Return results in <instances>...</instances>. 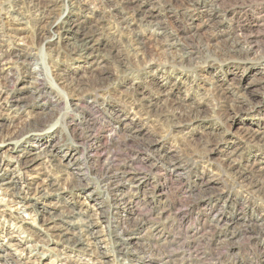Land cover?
Returning a JSON list of instances; mask_svg holds the SVG:
<instances>
[{"label":"rangeland","instance_id":"obj_1","mask_svg":"<svg viewBox=\"0 0 264 264\" xmlns=\"http://www.w3.org/2000/svg\"><path fill=\"white\" fill-rule=\"evenodd\" d=\"M83 1H87L91 5L98 2V0ZM205 1H211L216 5L215 11L221 15L217 25L209 26L204 23L205 12L203 10L209 11L211 6H203L201 2H198L199 4L190 3L188 0H181L180 3L179 0L174 1L178 2L177 7L170 11L160 12L163 8L161 10L158 8L154 15L147 19V21L168 22L167 27L181 39H186L190 50L197 43L210 44L209 50L208 48L203 49V46L200 45L202 46V48L200 47L201 52L197 51L199 53L197 54L198 60L192 67L168 64V57L162 53L164 50L158 46L156 35L153 34L155 32L153 25H145L142 27L143 29L141 28L142 30H139L145 48L142 62L130 63L126 66V70L123 67L120 72H116L111 63L101 62L102 58L100 57L93 59L90 56L87 60L80 61L71 60V58L63 59L64 47L70 42L66 39L71 34L69 32H60L59 36L54 35V37L51 34L47 35L53 37V42L48 45L39 42L31 46L25 39L17 41V39H8L6 36H2L3 39L0 37L1 41H4L2 44L0 43L1 46H4L2 50L5 47H10L29 52L31 55L29 58L31 64L28 67L16 64L3 66L6 58L2 56L3 52L0 50V68L4 67L3 69H5L13 66L11 74H14V77L8 82H1L3 85L1 87L6 88L7 95L14 96L15 99L22 98L24 102L28 100L30 102V98L38 96L31 95L30 82L33 81L25 77L24 74L33 71V69H39V61L41 56L43 57L41 51L46 54L45 63L50 69V76L60 89V92L56 89L52 90L49 82L41 77L40 101L32 102L33 107L28 109V112L25 111L26 113L0 109V126L5 125L2 129L0 128V131H6V126H15L16 124L19 126L23 121L40 119L43 116L42 110L44 113L48 112L49 105L58 103L51 115L45 116L46 118L41 117L44 119L43 121L46 120V123L42 122L40 132H31L38 134L39 137L45 133L55 136L44 150L48 155H52L54 164L59 166V163L66 162L60 161V159L69 148L75 149L77 155L81 154L82 149L73 137L84 136L85 128L91 126L92 131L96 132L98 137V144L102 145L103 155L100 157L99 163H95L96 167L92 168V172L88 176L90 179L104 175L106 167L103 165L104 159L108 155L111 156L109 153L112 151H117V155L111 161V169H115V166L132 158L133 169L141 176H146L147 184L142 186L137 195L139 201L142 202L138 205V208L141 209L131 215L130 227L133 226L131 223L134 224L135 219L149 210L152 218H159L160 234L152 237L148 235L146 226L138 228L136 237L127 246L130 251L136 253V256L142 257L144 250L147 251L144 253L150 255H157L166 250L173 255L169 264H264V193L258 195L250 188L252 184L264 186V142L246 137V134L251 131L264 129V33H262L264 32V23H262L263 26L260 25L264 16L257 13V9L264 6V0ZM5 8L10 10L7 5ZM68 17L77 23L81 22L84 32L91 30L95 26L96 20H102L100 14H96L94 17L87 15L84 18L76 10L72 11ZM114 21L115 19L104 18L100 22L104 28L100 32L98 31L93 39L95 47L110 52L115 51V48L121 50L123 41L126 42L131 38L130 35L120 37L113 27ZM8 22L16 23V20L9 19ZM191 27H195V29L193 30ZM255 30L260 31L258 33ZM249 31L258 34L255 35L258 40L256 54L239 58L231 54L216 57L210 52L221 48L228 40L232 41L237 37V34H248ZM205 50L210 53L205 54ZM58 53L60 54L59 58ZM98 61L101 63L97 65ZM14 68H18V70H14ZM73 81L104 87V91L100 93L101 95L93 108L92 105L85 106L79 103V99L68 91L66 85ZM219 86L228 93H234L236 88L240 93L247 92L245 90L248 88L250 92L248 91L247 101H243L239 110L225 112L224 108L219 107L222 101L219 96ZM164 110L176 112L179 110V113L185 114L182 118V126L178 130L154 121V115ZM129 124H131L130 129H128ZM136 126L142 129L138 140H134L135 146L131 147L134 145L133 141L127 143L122 136H124L123 132L125 134L131 132L136 129ZM26 135L23 134L16 140L17 145L14 150L15 141L6 144L8 146L5 148L4 146L0 148V152L2 151L0 158L4 159L1 170L14 169L23 181L27 175H19V172L23 173V171L16 165L17 156L15 155L19 154V148L25 145L24 143L30 136ZM53 144H57V148H52ZM36 145L39 144L36 143ZM10 147L13 151H6ZM168 151L181 157V165L185 171L183 175L177 176V173L169 172V167L163 163L160 157ZM92 159L95 158L92 157ZM230 161H234V163L230 164ZM152 164L155 165L152 166ZM43 172L40 170L32 175L36 176L35 180L40 182L44 178ZM75 172L78 171L72 169L62 174V178L65 179L64 182L62 181L64 183L62 199L60 201L46 200L45 208L50 210L53 205H56L65 212H76L77 210V212L80 211L82 219H89L90 215L95 212V214H104L105 210L102 209L108 207L107 196L103 190L94 183L84 189L75 187L76 183L73 179L76 177ZM206 180H211L212 184L209 183L206 186L207 189L201 192L199 184ZM90 192L95 193L96 199L91 200L90 196H86ZM154 192L155 195L159 192H162L163 195L154 197ZM10 200L12 199L6 193L0 191V246H3L4 250L8 252L14 253L15 261L21 254L22 260L19 261V264L29 262L27 259L31 255H38L29 259L34 264H90L91 257L77 252L71 247H64L58 237L45 230L41 220L36 218L32 209V206L36 210L41 209L37 197L30 196L24 204V209L21 208L22 204H19L21 199L14 203H7ZM97 203L98 205L105 204L99 208ZM164 208L167 210L162 212ZM97 209L100 212H97ZM217 212H219L218 216L213 220L212 216ZM235 218H239L240 223H234L227 229L229 233L232 230L237 231L235 240H230L234 247L235 254L233 255L228 251L229 247L222 244V238L227 231L224 220H234ZM21 221L22 223H20ZM108 228V224L105 222L94 230L105 233L109 230ZM22 229L26 231H22ZM12 236L18 237V240L13 242L21 241L22 247L9 248L8 239ZM196 236H201L198 244L196 243L197 245L193 248H187L188 241ZM166 240H171V242L169 241L166 245L164 243ZM177 240H179V244L173 245V242ZM168 244L172 246L169 247ZM141 250L142 254H140ZM30 252L32 253L29 254ZM203 254H208L211 257H208L207 261L198 260ZM182 255L183 257H181ZM112 259V257H107L104 260L107 261V264H117L112 262Z\"/></svg>","mask_w":264,"mask_h":264},{"label":"bare ground","instance_id":"obj_2","mask_svg":"<svg viewBox=\"0 0 264 264\" xmlns=\"http://www.w3.org/2000/svg\"><path fill=\"white\" fill-rule=\"evenodd\" d=\"M174 1L176 0H98L97 3H92L91 5L87 1H83V0H0V32H1L0 37L2 38V36H6L8 37V39H17V41L25 39L29 41L28 45L31 46H34V44L39 42H43L45 45H48L53 42L52 39L54 35H58L60 34V32H65V33L69 32V34L70 33L71 34L68 35L66 39L70 40V42H68L67 44L65 43L66 46L64 47V51H63V59L71 58V60L75 59V61H80V60H87L88 58H90V56L93 59L100 57L102 58L101 62L111 63L112 67L116 70V72H120L123 67L126 70L127 69L126 66L130 63L136 64L138 62H142V57H143L142 55L145 52L144 51L145 48L143 46L142 43L143 38H141V33L139 30L145 25H149V26L153 25L155 30L153 34L156 35L155 39L158 43V46L164 50L162 51V53L167 55L168 64L179 67L183 65L187 67H192L193 65H196V62L198 60L197 54H199L197 51L201 52L200 47L202 48L203 46V49L208 48L209 50L210 44L209 45L204 44L203 42L199 44L197 43L198 46L194 45V47H192L190 50L188 48L189 45L185 41L186 39L185 40L181 39L177 34H175L173 30H170L167 27L168 22L158 21V20L147 21L148 18L154 15V13L156 12V10H158V8H160V10L161 8H163V10L160 11L162 12L165 10L170 11L174 7H177L178 2L176 3ZM180 2L181 0H179V3ZM188 2L190 3L194 2L196 4H199L198 2H201L203 6H208V5L209 7L211 6L209 11L206 12L204 11L205 9L203 10V12H205L203 16L205 18V22H204L205 24H208L209 26L211 25L214 26L220 22L221 15L216 13L215 11L216 5L211 1L207 2L205 0H188ZM6 5L7 8H9L10 10H7L5 8ZM74 10H76V12H78V14L83 16L84 18L87 15L94 17L96 14H100L102 16L101 21H103L104 18L115 19V21L112 24H114L113 27L116 30V32L119 33V36L125 37L126 35H130L131 38H129V40L126 42L123 41L122 43L123 48L120 47L122 48L121 50L118 48H115V51L112 50L111 52L109 50L108 51L101 50L95 47V43H93V39L98 34V31L100 32V30L104 28L102 24H100L101 22L100 19L96 20V24L94 27H92L91 30H89L88 32H84L81 22L77 23V21H74L70 19V17H68L69 14ZM257 13L258 15L261 13V16H264V6L259 7L257 9ZM9 19L16 20V23L8 22ZM262 23H264V18H262L260 25H262ZM6 26H10V27H6ZM191 28H193V30L195 29V27H191ZM50 34L53 37L47 36ZM255 35L258 34L254 32L251 33V31H249L248 34H242V35L237 34V37L234 38L232 41L228 40V42H225L221 46V48H217L216 50L213 51L211 50L210 52H212V54L215 55L216 57L223 56L225 54H231L239 58L249 57L250 55L256 54V43L258 40ZM1 38H0V43L2 44V42L4 41H1ZM221 41H219V43ZM2 48H4V46L0 45V50L1 52H3L2 56L6 58L5 61L3 62V66L6 65L10 66V64L11 65L16 64L22 67L30 66L31 63L29 58L31 55L29 52L14 48L11 49L10 47H5L4 50H2ZM41 52L43 53V57L41 56L40 61L38 60L39 69H33V71L24 74L25 77L33 81L30 82L31 95H35V96L38 95L35 98L32 99L30 98V102H28L29 100L27 102H24L22 98L15 99L14 96L6 94L5 91L6 88L1 87L3 86L1 85V82H8L14 77V74H11V70L13 69L12 68L13 66L7 67L5 69H3L4 67L2 69L0 68V109H2V111L5 110L10 112L13 111L25 112L28 109H31L33 107L32 102L39 100L41 97L39 95L41 93V87H40L41 86L40 82L42 81L41 77L46 82H49V84L52 86L51 88L52 90L56 89L60 92L58 85L54 83V79L50 76L51 75L49 71L50 69L49 67H47V63H45L46 54L43 51ZM208 52H206V50L204 51V53L205 54L207 53V55ZM58 54L57 56L59 58L60 54L59 55ZM101 62L98 61V63L96 64L98 65ZM14 70H18V68L17 69L14 68ZM60 81L62 82V80ZM73 82L68 83L66 85L68 91H70L73 95L76 96V98L79 99V103L84 104L85 106L92 105L93 108L94 104L97 103V100L101 95L100 93L104 91V87L100 85L90 86L88 83L84 82V84H82L80 83V81L79 83L77 81H76L77 83L75 82L73 83ZM253 89L255 90V88ZM219 90H220L219 96L220 99L222 100L220 103L221 105L219 107L224 108L223 110L225 112L227 110L230 111L239 110V107L242 106L243 101H247V96L249 95L248 93L250 92V90H248L247 88L245 90L247 92L240 93L239 91H237L236 88V91L234 93H228L225 92L224 89L220 88V86H219ZM52 102L54 101L52 100ZM57 104L58 103H52L51 105H49L47 109L48 112L44 113L42 110L41 114L43 116L41 117L46 118L45 116L49 114L51 115ZM13 106L14 108L12 109ZM178 111L177 112L171 110L160 111L154 115V121L160 122L161 124L166 125V127L168 128L178 130L182 126V121H183L182 118L183 116H185V114L179 113ZM221 113L222 111L220 112V114ZM16 115H14V118H16ZM41 117L40 119L38 118L31 119L28 120L27 122L25 121L22 122L20 120L22 123L19 126H16L17 124L15 126L11 125L12 127L6 126L5 127L7 128L6 131L4 132L0 131V148L1 146H4L5 148L8 146L6 144H11L13 141H15V146L13 147V150L16 148L17 139H19L23 134H27L26 136L30 135L27 138L26 142L24 143L25 145L19 148V154L15 155L17 156L16 165H18L20 170L23 171V173L19 172L20 173L19 175L21 176L22 174L27 175L24 181L18 177V175L16 174V170L14 169H9V170L4 169L2 171L1 166L4 159L2 160L0 158V191L6 193L12 199L10 200V202L7 203H11V202L14 203L18 199H21L19 204H22L21 208L24 209L25 208L24 204H26V201L30 196L33 195L34 197H37L38 200L40 201L39 205L41 204V209L36 210L33 206L32 209L36 218L41 220L43 226L45 227V230L48 232L49 231L52 232L55 237H58L60 241L63 243L64 247L66 248L71 247L77 250V252L79 251L84 255L91 257L90 264H107V261L104 260L107 257H112L113 258L112 262H116L117 264H169L170 259L173 258V255L172 253L170 254L169 252H166V250L161 251L163 253L160 252L157 255H150L148 253H144L147 252L144 250L143 251L144 255L142 257H139L136 256V253L130 251L129 248L127 247L131 242V240L136 237L138 228H142L146 226L145 229H147L148 235L152 237H156L160 234V225H159L160 223L158 222L159 218H152L149 214L150 212H148L149 210H147V212H143L138 219H135V222H133L134 224L131 223V225L133 226L130 227V222L132 220L131 215H133L136 210L141 209L138 208V205L141 202L139 201L140 199L137 197L138 191L142 189V186H144V184H147L146 176L145 175L141 176L139 172L133 169L134 163L132 161V158L125 161L123 164L118 163L120 165L115 166L116 167V168L114 167L115 169H111L110 167L112 163L111 161L117 155L116 154L117 151L116 152L112 151L111 153H109L111 156L108 155L104 159L103 165L106 166L105 167L106 173L104 172V175L100 177L96 176L97 177L96 179H90L88 176L92 172V168L96 167V164L99 163L100 157L103 155V151L101 150L102 145L98 144V139H97L98 137L96 135V132L92 131L91 126H87L84 130L85 131L84 136L82 135L81 137L76 135L73 137L75 139V142L82 149L81 154L77 155V151L75 149L69 148L67 151H65V153L61 156L62 158L60 159V161H66V162L64 164L59 163L58 166L54 164L52 160L53 159L52 155H48V153L44 152L47 145L55 138V136L50 133H45V135L40 137L38 136V134L37 135L32 134L35 132H40L42 122L46 121V120L43 121L44 119H41ZM191 117L196 118L195 116L192 115ZM87 124L89 125V123ZM130 125L131 124L128 125V129L131 128L129 127ZM4 126L5 125H2L0 126V128L2 129V127ZM141 129L142 128L136 126V129H134L131 132H127L126 133L127 135L125 134V132L122 131L124 133V136L122 137L124 138V140H126L125 142L127 143L133 141L132 144L134 145H131V147H133L135 146L134 140H138V135L140 134ZM246 137H251L254 138V140L264 142V129L251 131L250 133L246 134ZM181 138L183 139V137ZM36 143L39 145L37 146ZM29 146L31 148H28ZM57 146H58L57 144H53L52 148H57ZM13 150H11L10 147L6 151H13ZM125 150L130 152V150L127 149ZM173 154H171L170 151H168L165 152V154L161 155L160 158H162L163 163H166L167 166L169 167V172L177 173L176 174L177 176H181L184 174L183 172H185L183 171L184 167L181 165V157L175 156ZM92 157L95 159H92ZM229 163L232 164L234 163V161H230ZM115 164L117 163L115 162ZM154 165L155 164H152V166ZM72 169L78 171L75 172L76 177L73 178L74 182L76 183L75 187L84 189V188H88V186L91 185V183L92 184L94 183L97 187L103 190V192L107 196V207H108L107 209H102L105 210L104 214H100V213L95 214L96 213L95 212L90 215L89 219L87 218L82 219L80 217L81 213L79 210H78L79 212H77V210L76 212H72V211L65 212L63 211V209H61V207L59 206L56 207V205H53V207H51L52 209L50 210L45 208L46 205L44 203L46 200L55 199L60 201L62 199L61 195L64 186V183H62V181L64 182L65 180L62 178V174ZM40 170L44 171L43 172L44 178L40 182H38L35 180L36 176L32 174L34 172L37 173ZM209 183H211V180L202 181L199 184L200 191L203 192V190L207 189L206 186L209 185ZM263 187L264 186H262V184L261 185L252 184V187L250 188H252V192H256L259 195L264 193ZM94 194L95 193L90 192L87 193L86 196H90V199L94 200L96 199ZM153 194L154 197L155 196L160 197L163 195L162 192L156 193V195L154 192ZM103 204L105 203H101L100 205H98L97 203L96 205H98L97 207L100 208L101 206H103ZM166 210L167 209L164 208L162 212H165ZM98 211L99 209H97V212ZM218 213L219 212L215 213L212 216V219L214 218L213 220L216 219ZM224 221H225L224 226L227 227V228L225 227L227 230L228 226L234 223L238 224L237 222H239V218H235L234 220L225 219ZM105 222L106 224H108L109 227L108 231L104 233L99 230L98 231L94 230L95 228H98L101 225H103ZM20 223H22V221ZM22 231H26V230L22 229ZM236 232L237 231L232 230L229 233V231L227 230L222 238L223 239L222 244L229 247L228 251L231 252L233 255L235 254L233 252L234 247L232 245L233 243L230 240L234 239L237 236ZM200 238L201 236L193 237L190 241H188L187 248L195 247V245L198 244ZM16 240H18V237L16 236H12L8 239V242L10 243L9 248L22 247L21 241L15 243L13 242ZM169 241L171 242V240L168 241L166 240V242L164 243L167 245ZM174 244L178 245L179 240L174 241L173 245ZM171 246L172 245H169V247ZM140 252H141L140 254H142V250ZM31 253L32 252H30L29 254ZM14 255H15L14 253L8 252L4 250L3 246H0V264H19V261L22 260L21 258L22 255L21 254L18 255V260L16 261L13 259ZM34 256L36 257L38 255H31L28 258L32 259L34 258ZM181 257H183V255ZM208 257L211 256L208 254L207 255L203 254L198 258V260L207 261ZM29 259H27L29 262H27L26 264H34L33 262H30ZM39 262L41 263V261ZM21 264H25V263L23 262Z\"/></svg>","mask_w":264,"mask_h":264}]
</instances>
